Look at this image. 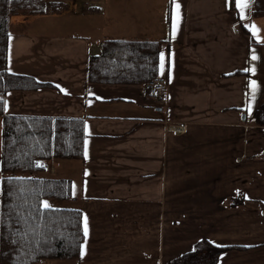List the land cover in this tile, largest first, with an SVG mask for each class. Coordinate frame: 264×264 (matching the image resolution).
Segmentation results:
<instances>
[{
  "label": "crops",
  "instance_id": "1",
  "mask_svg": "<svg viewBox=\"0 0 264 264\" xmlns=\"http://www.w3.org/2000/svg\"><path fill=\"white\" fill-rule=\"evenodd\" d=\"M252 2L242 17L236 0H96L88 24L71 21L78 32L68 17L85 12L72 1L12 16L9 69L52 85L9 91L5 113L86 123L84 157L51 158L34 173L72 180L73 197L58 203L87 216L76 264H171L201 239L244 246L216 264H264V15H252ZM106 38L163 40V100L147 83L89 81V57ZM2 124L0 115V155ZM1 178L0 169V194Z\"/></svg>",
  "mask_w": 264,
  "mask_h": 264
},
{
  "label": "trees",
  "instance_id": "2",
  "mask_svg": "<svg viewBox=\"0 0 264 264\" xmlns=\"http://www.w3.org/2000/svg\"><path fill=\"white\" fill-rule=\"evenodd\" d=\"M71 1L0 0V115L3 117L0 264H42L73 259L80 262L82 258L86 240L82 209L58 203L73 197L72 180L34 173L45 169V162L51 158L84 157L85 120L5 113V95L9 91L52 85L9 69L12 16L63 12ZM91 1L96 0H85L84 10H99L100 6ZM252 15H264V0H253ZM245 30L249 31L247 27ZM163 46V40L106 38L102 41L101 54L89 57V81L147 83L159 75ZM44 201L49 208L43 207ZM233 248L244 246L216 245L201 239L195 242L192 251L183 253L171 264H216L221 253Z\"/></svg>",
  "mask_w": 264,
  "mask_h": 264
},
{
  "label": "rangeland",
  "instance_id": "3",
  "mask_svg": "<svg viewBox=\"0 0 264 264\" xmlns=\"http://www.w3.org/2000/svg\"><path fill=\"white\" fill-rule=\"evenodd\" d=\"M73 2V5H74V8H78L79 10H83L85 13H89V14H85V13H80V15L78 16V15H75V14H71V16L70 17H68V21H69V23H68V27L67 28H69L70 30H72V29H77V28H75V26L73 25V23H71V21H77V20H79L78 21V24L79 25H83V24H85V23H87L88 24V19L89 18H91V12H88V11H85L84 10V7H85V0H73L72 1ZM69 9V8H68ZM60 13V12H59ZM20 14H22V13H19V14H17V15H20ZM24 15H27V14H24ZM31 15H37V14H31ZM14 16V15H13ZM12 19V18H11ZM48 26H49V28H50V32H60V31H62L63 30V28H61L60 26H55V25H51L50 23H48ZM81 30H83V29H81ZM86 30H88V29H86ZM72 31H74V32H78V31H76V30H72ZM261 66H262V60H261V62H260V64H259V66L257 67V69H256V73H255V77L258 79L259 78V76H260V74H261ZM262 80H263V83H264V74H263V77H262ZM262 83V84H263ZM263 87V85H261V83L259 84V87ZM255 100H257V98L256 99H254V102H255ZM175 125H177V124H174V125H168V126H170L172 129H174V130H176V131H178V132H184L185 130H186V125H185V129L183 130L182 128H183V126H179V130H177V128L175 127ZM1 133V132H0ZM1 135V134H0ZM1 137V136H0ZM37 173V175H39V174H44V172H41V171H37L36 172ZM234 225V226H236L237 225V223L235 222V221H232V220H230L229 221V225ZM212 228L213 229H215V230H218V229H221V228H224V224L223 223H216V224H213L212 225ZM194 249V246H193V248L190 250V251H192ZM177 257H179V256H176V257H174L172 260H171V262L174 260V259H176ZM66 262H69L70 264H76V263H78L76 260H69V261H66Z\"/></svg>",
  "mask_w": 264,
  "mask_h": 264
},
{
  "label": "snow or ice",
  "instance_id": "4",
  "mask_svg": "<svg viewBox=\"0 0 264 264\" xmlns=\"http://www.w3.org/2000/svg\"><path fill=\"white\" fill-rule=\"evenodd\" d=\"M236 6L238 8H240L241 14H242V17H243L244 10L249 7V0H236ZM175 8H176V20L178 22V20H179V9H180L179 3H176ZM246 27H249V26L246 25ZM250 27H251V29H252L254 34L259 32V29L257 28V26L255 24H252ZM257 38L259 39V37H257ZM256 59H258V57L253 55L252 56V60H256ZM164 62H165V55H164V53H161L160 54V69H161V73H163V70H164ZM244 71H253L254 72L255 69L254 68H252V69H244ZM251 86H252V89H253V92H254L255 89H256V82L252 81V85ZM38 166L43 167V165H38ZM43 207L44 208H49L50 205L48 204L47 201H44L43 202ZM83 232H84V236L87 237L88 236V222H87V216L86 215L84 216V220H83ZM83 254L84 253L82 251L81 255L83 256Z\"/></svg>",
  "mask_w": 264,
  "mask_h": 264
},
{
  "label": "built area",
  "instance_id": "5",
  "mask_svg": "<svg viewBox=\"0 0 264 264\" xmlns=\"http://www.w3.org/2000/svg\"><path fill=\"white\" fill-rule=\"evenodd\" d=\"M149 92L152 96L157 99H164L169 90V85L167 81L163 77H156L148 82ZM179 126H183V130L185 129L184 124H177L175 127L179 130ZM180 131V130H179Z\"/></svg>",
  "mask_w": 264,
  "mask_h": 264
}]
</instances>
